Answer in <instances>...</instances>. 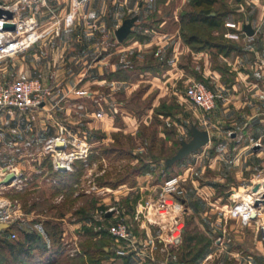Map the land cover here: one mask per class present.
Returning <instances> with one entry per match:
<instances>
[{"label": "rangeland", "instance_id": "obj_1", "mask_svg": "<svg viewBox=\"0 0 264 264\" xmlns=\"http://www.w3.org/2000/svg\"><path fill=\"white\" fill-rule=\"evenodd\" d=\"M136 1L146 2L148 7L147 10L142 11L135 6V11L128 13L129 16L126 17L137 16L134 26L139 25L135 27L136 32L130 36L129 33L128 36L136 35L138 38V34L144 32V28L148 29V32H144L146 34L149 33V28L156 32H166L168 42L163 47L161 55L162 59L167 60L166 65L170 67L176 62L183 73L189 72L188 74L193 77L192 81L203 80L208 87L213 85H210L209 81L200 74L208 69L226 72L229 67L226 66V62L221 63V56L229 55L227 47L232 46L229 49L236 47L231 50L233 54L243 53L245 49L251 47L260 48L261 45L264 47V43L260 44L257 37L249 38L242 31L243 23H250L256 29L257 22L264 20V0H209V5L200 7L194 6L195 0ZM202 10L215 13L214 18L218 23L216 28H211L202 22L187 21L188 14H202ZM161 21H164L162 25H160ZM75 24L71 33L83 34L82 25ZM257 29V36L264 34V27L260 26ZM192 38L196 41H191ZM212 41L225 45L218 51L211 47ZM71 50L78 52L79 45L73 44ZM156 51L157 49L153 48L138 55L141 58V60L138 58L139 65H136L138 59L135 55L125 56V53H122V56H125L123 64L130 62L135 67V72L139 73L141 68L147 65L145 60L148 55ZM197 54L200 57H197ZM251 57L249 59L252 61ZM14 58L15 56L0 61V83L15 78L46 76H42L40 71L35 75L31 72L15 74ZM77 58L79 56L72 59L70 68L72 74L80 67ZM110 58L107 63L114 61ZM50 61L52 62L53 59L37 60L41 66L48 65ZM64 61L68 63L69 58H62V63ZM260 65L264 69V57ZM52 67L50 65L46 72H54L56 75V69ZM196 72L197 74L201 72L198 77L193 76ZM92 75L95 76V73L93 72ZM120 77L126 79L127 73L121 74ZM56 79L58 80L57 75ZM73 82L76 85L75 89L95 91L94 84H88V87L84 88L79 87L82 85L79 77L75 81L71 80L72 85ZM188 83L190 81H179L176 84L182 97L173 95L171 90H168L169 95L163 97H167L168 102H154V109L152 107L153 110L150 112L148 108L151 102L147 99L138 102L134 99V95L129 100L123 94H115L116 100H123L132 110L135 120L132 118L131 121L122 118L117 110H108L104 101L101 108L97 102H94L96 97L92 98L94 101L86 102L87 97H79L75 92L73 93L80 102L56 101L47 103L41 108L25 111L7 112L0 109V178L7 172L19 174L18 179L0 184V202L3 203L4 200L10 204L0 208V220L10 224L7 232L0 234V239L22 240V231L33 232L38 238L37 242L33 243V246L37 247L20 264L118 263L120 260L114 256L112 248L115 242L109 233L117 218L105 212L113 206L118 208L124 213V218L132 223L135 234L144 237L142 230L138 228L139 225L144 228L145 223L141 222V219L134 218L133 215L135 204L147 196H155L163 180L170 176H179L177 192L181 197H185L192 194V178L203 176L205 180H215L214 182L218 184V177L223 175L225 181L221 184L224 185L214 188L216 196L227 200L228 194L232 191L238 193L235 195L237 197H233L234 200L241 198L246 204L252 202L250 187L264 180V173H258L261 164L264 163L262 154L252 155L250 161L254 165L255 183L243 186L245 188L237 186L236 170L224 167L226 164L224 160L217 159V165L207 167L214 153V150H210V154L205 147L208 143L182 159L175 162L168 161L176 155L183 141L188 142L192 138L193 127L199 130L207 129L211 133L216 130L209 124V116L216 108L206 113L192 104L185 96ZM139 88L138 92L141 93L142 85ZM103 90L105 94L110 92L107 89ZM160 109V112L168 113L167 116L161 114L162 117H167L166 121L159 116L157 110ZM89 111H96L98 116L106 112L109 118L107 116L105 118L107 122L105 127H96L98 125L95 122L96 115L86 114ZM112 114L116 116L109 123ZM241 125L236 124L235 129L227 133L224 131L231 129L229 125H225L228 128L222 126L223 129H220L224 132L226 140L231 143L236 140L235 143L239 144ZM60 126H64L77 141H86L89 152L85 160L73 161L71 171L58 173L52 169L51 158L42 152L41 147L47 138L53 137L59 131ZM37 133H41L42 136L38 137ZM230 133H234V137H231ZM31 139L34 141L32 146H25V142ZM262 139L264 141V138ZM213 146L214 144L210 145L211 148H214ZM227 156L232 159L233 154L231 156L227 153ZM228 181L234 183L232 186L234 189H230L227 185ZM98 190L104 192L97 193ZM258 191L264 193V187L260 186ZM227 212L226 208L208 213V215L216 214L213 215L214 219L206 217L214 224V231L208 234L200 230L197 222L186 214L184 232L179 244L163 250L164 246L155 241L152 250L154 261H143L142 264H163V262L166 264H264V232H258L253 222L242 225L239 220L229 218L227 215L226 217L224 214ZM218 214L220 216L217 218ZM45 221L56 224V236L47 235ZM150 231L148 237L153 239L158 233L157 229L151 226ZM12 233L15 234L14 238L11 237ZM220 235H224L221 244L216 243ZM205 244L208 245L207 248L197 256V249ZM93 248L97 251L90 255V249ZM99 248L102 251L98 250ZM194 253L196 258L192 257ZM209 255L210 258L207 259ZM139 262L140 260L130 263L139 264ZM0 264L16 263L11 261L7 251L0 250Z\"/></svg>", "mask_w": 264, "mask_h": 264}, {"label": "crops", "instance_id": "obj_2", "mask_svg": "<svg viewBox=\"0 0 264 264\" xmlns=\"http://www.w3.org/2000/svg\"><path fill=\"white\" fill-rule=\"evenodd\" d=\"M0 1L8 3L13 0ZM68 1L47 0V3L56 15L63 16L68 10ZM135 6L142 11L147 10L146 7H148L146 2L136 0H90L87 8V19L78 20L75 24L82 25L83 34L74 35L71 33V27L62 28L58 36H45L42 41L15 56L13 62L16 66L15 74L31 72L35 75L40 71L44 76L48 73L46 72L49 69L48 67L52 65V68L56 69V75L58 76L56 86L60 89L61 96L57 102H80L73 93L74 86H76L75 82H73V85L71 84V80L75 81L79 77L82 81V85L79 87H88V84L95 85V91H86L88 94V97L85 98L86 102L94 101L92 98L96 97L94 102H97L98 106L102 108V102L104 101L108 110H117V113L119 112L121 117L126 118L128 121H131L132 118L135 120V116L123 100L115 99V94H123L129 100L134 95V99L138 102L147 99L151 102L148 108L149 112L154 109V102H168L167 97L163 98L169 95L168 90H171L173 95L182 97L181 92L176 88V84L179 81H192L193 77L188 74L189 72L183 73L176 62H173L169 67L166 65L167 60L162 59V49L168 42L166 32H156L149 28V33L146 34L144 32H148V29L144 28V32L138 34V38L136 35H132L121 42L117 41L114 35L115 29L121 25V20L128 18L126 16L130 11H135ZM32 9L35 10L36 7L34 6ZM37 16L43 23L42 27L44 29L53 27L47 10L39 9ZM163 22L161 21L160 25ZM260 26L264 27V20L257 22L256 27L259 28ZM132 27L131 31L133 30V33H135V27L137 28L139 25L136 24ZM251 27L254 34L252 36L245 35L249 38L257 37L261 42L260 44H263L264 34L257 36L258 29H255L252 24ZM261 32H263V29ZM140 37L142 39H139ZM73 44L79 45L78 52L71 50ZM261 46L260 48L245 49L240 54H233V51H231L229 55L221 56V63L226 62V66L229 67L224 73L216 69H208L203 74L201 72L198 74L197 72L195 74L191 73L196 77L201 73L200 75L206 81H209L210 85H213V87H209L223 96V99L218 100L216 110L209 116V124L215 127L216 130L211 133L206 129L209 134V142L208 146L205 147L209 152L214 150L207 167L217 165V159L224 160V163H226L224 167L236 170V184L239 188H245L243 186L255 183L253 179L254 165L250 160L252 155L257 156L262 153L257 151L256 148H252L251 145L253 141L257 140L264 142L262 139L264 138V69L260 65V61L264 57V47ZM153 48L157 49L156 53L148 55L147 60H145L147 65L141 68L142 70L139 73L135 72V67L130 62H126V65L123 64L126 55H135L136 59L141 60L138 55ZM122 53H125V56H122ZM72 54L76 55L73 56ZM76 56H79L77 59L80 67L76 73L73 72L72 74L70 68L72 59ZM196 56L200 57L198 54ZM250 56H252V61L249 59ZM44 58L53 59V61H50L48 65L41 66L37 60ZM62 58H69L68 63L65 61L62 63ZM109 58L114 61L107 63ZM139 59L136 61V65H139ZM93 72L95 76L92 75ZM124 73H127L126 79L120 77ZM203 82L205 83V81ZM141 85L142 91L139 93L138 89ZM103 89L110 92L105 94ZM95 112L89 111L86 114L96 115L95 122L98 124L96 127H105L104 125L107 123L105 118L109 115L101 111L102 114L98 116ZM112 116L109 123L114 120L116 115L112 114ZM159 116L162 117L161 114ZM166 118V116H163V121H166ZM236 124H242L239 144L235 143L236 140H233L234 144L229 142L225 139L224 134V132L234 130ZM225 125H229L231 129L222 132V126ZM225 128L228 127L225 126ZM37 134L38 137L42 136L41 133ZM230 134L231 137H234V133ZM213 144L214 148H211L210 145ZM204 150L206 151V149ZM227 153L231 156L233 154L232 159L228 158ZM261 165L258 173H264V163ZM218 179L219 182L216 184L215 180H205L203 176L192 178V194L183 197L187 207V215L194 219L199 225V229L206 234L214 231L213 222L208 221L209 219L206 217L214 219L216 216V214L208 215V213H214L216 209L221 211L228 209L233 202L241 199L234 200L233 197H237L235 195L238 193H232V191L228 194L227 200H223L221 196H216L214 188L220 185L223 186L224 184L221 183L225 181V177L221 175ZM233 184L231 181L227 183L230 189H234ZM219 216L218 214L217 218ZM0 223H3V220H0ZM232 253H235V251H232Z\"/></svg>", "mask_w": 264, "mask_h": 264}, {"label": "built area", "instance_id": "obj_3", "mask_svg": "<svg viewBox=\"0 0 264 264\" xmlns=\"http://www.w3.org/2000/svg\"><path fill=\"white\" fill-rule=\"evenodd\" d=\"M89 3L90 0H69L67 12L63 16H58L49 7L47 0L2 2L0 6L11 11L13 17L11 19L0 18V61L27 50L42 41L45 36H58L62 28H70L78 20H86ZM34 6L35 10L32 9ZM39 9L48 11L49 19L53 23L52 28L44 29L42 27L43 23L37 16ZM5 22L13 23L14 30L4 29ZM74 92L79 97H88L86 91L75 89ZM185 96L192 104L206 113L217 108L218 100L223 99L221 93L211 89L203 81H190L186 86ZM59 97L60 89L56 86L54 72H49L44 77L15 78L0 83V109L9 112L41 108L47 103L58 101ZM33 142L32 139L28 140L25 142V146L31 147ZM251 147H257L264 155V142L253 141ZM41 150L50 156L54 171H61L60 167H64V171H71L74 160L86 159L89 146L86 141H77L64 126H60L59 131L53 137L45 140ZM7 173H4L0 178L1 185ZM13 173L16 177L12 181L19 178V174ZM179 181V176H170L163 180L155 196H147L136 202L133 215L134 218L141 219V222L145 223L144 228H141L140 225L138 228L142 230L144 237L135 234L132 223L124 218L125 215L122 211L114 206L108 208L105 213L109 212L117 218L116 223L109 229L115 242L112 247L114 256L120 260L118 263L114 262L115 264H131L138 260H140L139 264H142L143 261H154L152 250L155 241L164 246L163 250L179 244L184 232V216L187 214L185 201L177 192ZM103 192V190L97 191V193ZM250 193L252 202L246 204L242 199L234 202L228 208L227 216L239 220L242 225L253 222L256 225V230L263 233L264 202L262 200H264V193L254 194L252 190ZM257 200H259L258 204L255 205ZM8 205H10L9 202L3 200L0 208ZM146 226L148 227L146 228ZM151 226L158 232L153 239L148 237L149 233L151 234ZM11 237L14 238L15 234L12 233ZM223 239L224 235H220L216 243L221 244ZM209 257L210 255L207 258ZM163 264L166 263L163 262Z\"/></svg>", "mask_w": 264, "mask_h": 264}, {"label": "trees", "instance_id": "obj_4", "mask_svg": "<svg viewBox=\"0 0 264 264\" xmlns=\"http://www.w3.org/2000/svg\"><path fill=\"white\" fill-rule=\"evenodd\" d=\"M209 4H210L209 0H195L194 1V6H197V7H200L202 5H209ZM215 16H216L215 13L211 14V12H208L207 10H202V14H200V13L188 14L187 15V21L189 23L202 22V23L207 24L211 28H216L218 23H217L216 19L214 18ZM132 33H133V31L130 32L129 36ZM191 41L195 42L196 40L194 38H192ZM211 43L213 44V45H211V47L216 48L218 51L223 47V45H225V44H219L216 41H212ZM231 47L232 46L227 47V50H229L228 52H231V50H234L236 48V47H234L233 49H229ZM162 106H164V104ZM160 111H161V109L157 110V112H159V114H164L166 116L168 115V113L166 111H164V112H160ZM56 172L61 173L60 171H56ZM44 224H45V230L47 231V235H49L51 237L52 236L54 237L57 235L56 224H51L48 221H45ZM7 229L8 228L0 229V234L7 232ZM22 236H23L22 240H16V241H10L7 238L0 239V250L7 251L11 261L13 263H16V264H20L23 261V259L25 257H28V255L31 253V251L37 247V246H33V243L37 242V240H38L36 234H34L33 232L22 231ZM206 244H205V246H202L201 248L197 249V251H196L197 256H198V254H202L205 251V249L208 246ZM96 248H98V247H96ZM90 250H91L90 252L88 251L90 255H92L95 251H97L94 248L90 249ZM98 250L102 251V249H100V248ZM196 253H194V255L192 257L196 258Z\"/></svg>", "mask_w": 264, "mask_h": 264}, {"label": "water", "instance_id": "obj_5", "mask_svg": "<svg viewBox=\"0 0 264 264\" xmlns=\"http://www.w3.org/2000/svg\"><path fill=\"white\" fill-rule=\"evenodd\" d=\"M1 4L2 2L0 1V5ZM2 17H5L6 19H11L13 17V13L0 6V18ZM136 19H137V16L125 18L122 21L121 25L115 29L114 35L117 41L121 42L128 36V34L131 32L132 26L134 25ZM3 28L6 30H14L15 25L13 23L5 22L3 25ZM242 30L247 36H252L254 34V30L251 27V24L249 23H244L242 26ZM191 135H192V138L188 142L183 141L181 143V148L178 150L175 156H173L172 158L168 160L169 162H175L176 160L182 159L189 153L196 151L197 149L205 146L209 142V134L207 130H199L196 127H193L191 129ZM59 170L64 171L65 169L64 167H60ZM15 177L16 176L13 172H8L4 180L2 181V184H7L11 182L13 179H15ZM260 186L264 187V180L262 183H257L251 186V190L253 192H256ZM258 201L259 200H257L255 205L258 204ZM262 201L264 202V200ZM253 216H254V213L252 214V217ZM9 227H10V224L7 222L0 223V229H5Z\"/></svg>", "mask_w": 264, "mask_h": 264}, {"label": "bare ground", "instance_id": "obj_6", "mask_svg": "<svg viewBox=\"0 0 264 264\" xmlns=\"http://www.w3.org/2000/svg\"><path fill=\"white\" fill-rule=\"evenodd\" d=\"M260 188V187H259ZM259 190V189H258ZM256 191V192H254V194H257V193H263V191ZM1 203V202H0ZM252 209H254L253 207H251Z\"/></svg>", "mask_w": 264, "mask_h": 264}]
</instances>
